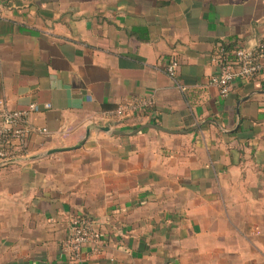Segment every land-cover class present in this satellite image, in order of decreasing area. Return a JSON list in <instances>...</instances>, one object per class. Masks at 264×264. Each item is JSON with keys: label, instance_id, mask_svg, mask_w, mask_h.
Returning <instances> with one entry per match:
<instances>
[{"label": "crops", "instance_id": "0c3cea01", "mask_svg": "<svg viewBox=\"0 0 264 264\" xmlns=\"http://www.w3.org/2000/svg\"><path fill=\"white\" fill-rule=\"evenodd\" d=\"M260 41L264 0H0V106L46 128L0 166V264H264V74L208 83ZM80 214L101 245L72 261Z\"/></svg>", "mask_w": 264, "mask_h": 264}, {"label": "built area", "instance_id": "2783aa9c", "mask_svg": "<svg viewBox=\"0 0 264 264\" xmlns=\"http://www.w3.org/2000/svg\"><path fill=\"white\" fill-rule=\"evenodd\" d=\"M226 45L218 43L211 53L215 71L208 80L223 98L232 92L237 80L255 79L264 74V41L255 46L238 45L230 50ZM177 66L176 59H169L165 64L164 70L172 80L176 79ZM178 87L184 89L180 84ZM43 107L49 108V105L45 104ZM152 107V100L138 97L119 104L107 116L124 119L140 115ZM40 109L36 102L29 103L23 109L0 106V166L19 164L27 155L30 134L46 132V128L35 127L29 123V115ZM84 245H90L93 251H98L101 234L94 227L89 215L80 214L70 220L69 233L61 242V248L72 261H79Z\"/></svg>", "mask_w": 264, "mask_h": 264}, {"label": "water", "instance_id": "95a60500", "mask_svg": "<svg viewBox=\"0 0 264 264\" xmlns=\"http://www.w3.org/2000/svg\"><path fill=\"white\" fill-rule=\"evenodd\" d=\"M148 126H153V127H155V128H158L157 126H154V125H152V124H147ZM105 129H108V128H105ZM118 133H120L119 131H118Z\"/></svg>", "mask_w": 264, "mask_h": 264}, {"label": "trees", "instance_id": "16d2710c", "mask_svg": "<svg viewBox=\"0 0 264 264\" xmlns=\"http://www.w3.org/2000/svg\"><path fill=\"white\" fill-rule=\"evenodd\" d=\"M227 46V48L230 50L231 48H232V46L231 45H226Z\"/></svg>", "mask_w": 264, "mask_h": 264}]
</instances>
